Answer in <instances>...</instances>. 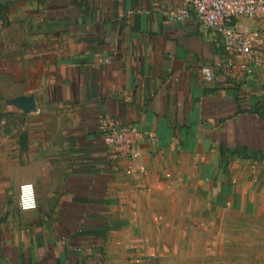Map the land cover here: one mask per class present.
<instances>
[{
    "label": "crops",
    "instance_id": "crops-1",
    "mask_svg": "<svg viewBox=\"0 0 264 264\" xmlns=\"http://www.w3.org/2000/svg\"><path fill=\"white\" fill-rule=\"evenodd\" d=\"M183 1L0 0V264H264V18L246 71Z\"/></svg>",
    "mask_w": 264,
    "mask_h": 264
},
{
    "label": "built area",
    "instance_id": "built-area-1",
    "mask_svg": "<svg viewBox=\"0 0 264 264\" xmlns=\"http://www.w3.org/2000/svg\"><path fill=\"white\" fill-rule=\"evenodd\" d=\"M166 13L173 19H193L206 30L216 32L228 56H247L248 61L240 63L246 71H250L253 64L263 63L262 56L253 50L258 32L247 26L238 27L236 21L240 17L264 18V0H185ZM201 71L206 82L215 79L213 66L203 64ZM100 132L110 160L127 157L132 162L134 147L142 135L136 124L121 123L109 116L103 120ZM18 205L23 210L36 208L37 195L32 181L19 184Z\"/></svg>",
    "mask_w": 264,
    "mask_h": 264
},
{
    "label": "water",
    "instance_id": "water-1",
    "mask_svg": "<svg viewBox=\"0 0 264 264\" xmlns=\"http://www.w3.org/2000/svg\"><path fill=\"white\" fill-rule=\"evenodd\" d=\"M19 100L25 102V104H26L29 108H33V107H35V102H34V98H33V97L28 98V100H27V98H26L25 96H20V97H19Z\"/></svg>",
    "mask_w": 264,
    "mask_h": 264
}]
</instances>
